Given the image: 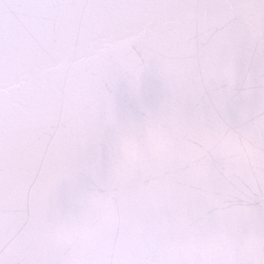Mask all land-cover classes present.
Returning <instances> with one entry per match:
<instances>
[{"label": "snow or ice", "instance_id": "snow-or-ice-1", "mask_svg": "<svg viewBox=\"0 0 264 264\" xmlns=\"http://www.w3.org/2000/svg\"><path fill=\"white\" fill-rule=\"evenodd\" d=\"M0 264H264V0H0Z\"/></svg>", "mask_w": 264, "mask_h": 264}]
</instances>
